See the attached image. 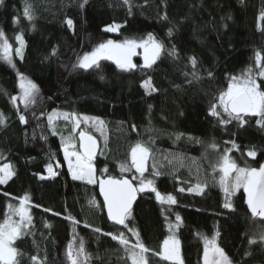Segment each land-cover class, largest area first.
Masks as SVG:
<instances>
[{
	"label": "trees",
	"instance_id": "obj_1",
	"mask_svg": "<svg viewBox=\"0 0 264 264\" xmlns=\"http://www.w3.org/2000/svg\"><path fill=\"white\" fill-rule=\"evenodd\" d=\"M82 2H0V32L12 47L14 65L0 59V113L5 117L0 125V166L7 163L15 171L0 184V223L11 214L9 205L18 207L21 198L29 197L31 224L14 244L22 254L19 264H33V256L40 264H70L68 245L78 248L81 241L89 257L86 264H132L124 247L104 234L123 232L131 246L135 236L129 229L151 250L148 264H170L153 253L161 251L172 230L180 241L183 264H203L200 235L211 239L217 233L218 246L233 264H264V220L252 217L243 188L230 197L232 209L225 208L218 183L222 173L213 171L226 152L238 167L264 165V128L255 116H244L246 123L240 127L236 120L221 125L209 115L210 105L227 91L231 77L255 64V51L264 53V21L259 19L264 0H87L81 8ZM26 5L32 20L24 14ZM111 25L120 27L104 31ZM149 34L164 45L151 69L140 67L142 48L131 57L137 68L127 72L106 59L88 70L74 67L101 43L141 41ZM17 35L24 44L22 57L15 53L20 47ZM173 48L176 55L170 56ZM190 58L196 59L195 68ZM18 74L39 88L35 103L27 108L11 101L21 95ZM149 78L157 91L141 87ZM257 83L264 91V79L257 77ZM53 111L104 122L101 126L89 121L80 129L96 141L91 161L95 180H132L135 174L132 182L138 185L141 177L135 169L121 172L120 166L131 165V148L139 143L149 149L143 179L153 180L157 191L172 195L177 203L162 205L154 192H138L128 227L110 225L97 182L87 184L69 174L60 139L48 123ZM20 115L26 123L20 122ZM77 141L78 135V146ZM250 149L256 151L255 158L247 155ZM49 165L56 175L49 174ZM154 166L160 175H152ZM198 181L206 183L204 191L189 192ZM250 239L257 243L250 245Z\"/></svg>",
	"mask_w": 264,
	"mask_h": 264
},
{
	"label": "snow or ice",
	"instance_id": "obj_2",
	"mask_svg": "<svg viewBox=\"0 0 264 264\" xmlns=\"http://www.w3.org/2000/svg\"><path fill=\"white\" fill-rule=\"evenodd\" d=\"M2 2V0H0ZM243 2V0H241ZM87 0H83L80 7L83 8ZM127 3V0H125ZM25 16L32 20L33 17L30 11V5H26ZM166 19V17H164ZM259 19L264 21V13H261ZM69 28L73 26V22L69 19L66 21ZM119 25H111L104 29L107 32H114L119 29ZM169 36L172 35V30L169 29ZM16 41L19 42L20 47L15 49L17 56L22 57V49L24 47L22 37L17 35ZM136 48H142L144 50V63L140 67L143 69H151L156 63V60L160 57L162 51H164V45L158 41L152 34H149L146 40L139 42L134 40H125L123 43H115L112 40L106 43H101L91 53H86L83 57H80L77 64L74 67L88 70L93 66L99 67V61L102 59L112 60L118 69L121 71H130L137 68V65L132 63L131 57L135 54ZM12 47L5 37L3 32H0V59H3L9 65L14 67L11 59ZM54 54V53H53ZM170 56H175V48L169 51ZM255 64L246 68L240 76L231 77V82L228 85L227 91L220 92L216 98L218 102L212 103L209 108V115L218 118L221 125H226L232 120H236L240 127H243L246 121L244 116L259 117L256 121L258 125L264 128V91H261V85L257 83V77L264 79V53L257 50L254 53ZM190 63L193 68L196 67L197 61L195 58H190ZM195 75V73H193ZM211 76V73H209ZM20 81L19 87L21 95L19 97H11L13 104L19 100L20 103L27 108L29 105L35 103L36 97L39 94L38 86L26 77L18 74ZM141 87L145 88L146 92L151 93L157 91L152 86L151 78L142 82ZM228 116L225 120L221 116V111ZM63 118L64 120L74 122L73 132L79 128L83 122L87 124L89 121L97 122L101 126L103 121H99L95 117L78 116L75 113H57L53 111L47 117L52 134L56 135L54 119ZM21 123H26V119L23 115L19 116ZM5 117L0 113V125H4ZM80 137V151L70 150L75 149V145L71 143V138L62 137V142L66 141L64 147V157L68 162L69 172L72 175L73 180H85L89 184L96 183L94 177V170L91 165L92 158L95 154L96 141L92 136L88 135L84 131L79 132ZM179 138V137H178ZM226 143H228L226 141ZM233 147H237L233 141ZM215 149L216 145H210ZM131 165L122 164L120 166L121 172L130 171L135 169V173L139 174L141 179L138 185L132 181L137 179L134 174L132 180L129 179H115L109 177L107 180L99 181L100 193L104 199V208L107 210L108 219L117 225H123L128 227L126 221L132 215V205L136 200L138 192L151 191L155 193L156 200L160 204L174 205L177 203L176 199L172 195L164 196L157 191L153 180H145L144 172L146 171L145 162L149 157V149L139 143L131 148ZM247 155L251 158H255L257 153L254 149H250ZM75 158L73 161L72 158ZM219 170L222 173L219 177L218 183L225 194L224 207L232 209V203L230 197L235 194L236 191L243 188L246 194V203L253 218H259L264 220V165H261L258 169L255 167H238L235 161L231 160L227 155V152L221 156L220 161L213 165V171ZM47 171L50 175H56L52 171L49 165ZM232 173H235L233 176ZM0 184H5L14 175L15 171L12 165L3 164L0 166ZM161 173L153 168L152 175L158 176ZM44 177H41L43 179ZM206 183L202 184L197 182L196 185L188 189L189 192L195 191L197 194H201L204 191ZM180 192H184V188L179 189ZM29 197L25 195L20 199L19 206L13 207L9 205L11 214H6L5 219L0 223V264H19L18 257L22 255L18 248L14 246L15 241L21 236L25 235L24 229L28 228L31 224V217L27 211V202ZM90 204L95 206V201H90ZM12 216H18L19 220H13ZM177 222L181 220L179 215L176 216ZM87 226V225H86ZM171 228V226H170ZM135 236V244L129 246V240L123 232L119 235L104 233L105 235H111V238L117 241L124 247L128 253V259L132 261V264H148L147 255L151 250L146 247L139 237V233L134 229H129ZM94 231L100 232L99 228H95ZM217 233L211 239L206 236L200 235V238L204 243L203 264H233L229 257L225 254L222 248L217 244ZM260 242L264 243V235H261ZM255 239H250L249 244H255ZM250 254V253H249ZM153 255H157L161 260L169 261L170 264H183V260L180 255V241L175 238V234L171 235L163 241L161 251ZM66 256L70 264H86L89 259L85 252L83 241L80 242L78 248H74L70 243L67 248ZM211 256V258H210ZM33 264H40L36 256L31 257Z\"/></svg>",
	"mask_w": 264,
	"mask_h": 264
},
{
	"label": "rangeland",
	"instance_id": "obj_3",
	"mask_svg": "<svg viewBox=\"0 0 264 264\" xmlns=\"http://www.w3.org/2000/svg\"><path fill=\"white\" fill-rule=\"evenodd\" d=\"M137 42H139V41H137ZM137 49L138 48H136L135 50H137ZM141 55L143 56V59H144V50L141 51ZM55 112H57V111H55ZM59 121H61V122H59ZM54 124H55L56 136L59 137L61 145H62L63 154H64V147L66 146V141L62 142V137H64V138H69L70 137L71 138V143L75 145V149H70V150L79 151L78 146H77L75 141H76L77 135L79 134L78 131H80L83 122L80 124L79 128H77L75 132H73L74 122H72V121L64 120L63 118H57V119H54ZM72 159H73V161H75L74 157ZM66 164L68 166V162L67 161H66ZM69 174H71V173H69ZM233 174H235V173H232V175ZM0 175H2V174H0ZM94 177H95V175H94ZM82 181H85V180H82ZM245 197H246V194H245ZM246 199H247V197H246ZM173 233L174 232L172 230L170 232V234L165 239H167L168 237L173 235ZM175 238L177 239L176 236H175ZM210 258H211V256H210Z\"/></svg>",
	"mask_w": 264,
	"mask_h": 264
},
{
	"label": "water",
	"instance_id": "obj_4",
	"mask_svg": "<svg viewBox=\"0 0 264 264\" xmlns=\"http://www.w3.org/2000/svg\"><path fill=\"white\" fill-rule=\"evenodd\" d=\"M88 134V133H87ZM88 135H90V134H88ZM90 136H92V135H90ZM92 138H93V136H92ZM94 139V138H93ZM78 148H79V151L81 150L80 149V137H79V134H78ZM96 148H97V145L95 146V152H96ZM95 155V154H94ZM94 157V156H93ZM109 177H98L97 179H96V182H97V186H98V194H99V197H100V200H101V204L102 205H104V199H103V196L101 195V193H100V188H99V181L100 180H107ZM113 178V177H112ZM124 179H128L127 177H123ZM115 179H117V178H115ZM118 179H121V178H118ZM130 180V179H129ZM139 200V195H138V193H137V195H136V200L133 202V205H132V209L134 208V206H135V204L137 203V201ZM103 210H104V212H105V216H106V218H107V221L110 223V225L112 224V225H115L116 227H122L123 225H117V224H115L114 222H112V221H110L109 219H108V215H107V210H106V208H104V206H103Z\"/></svg>",
	"mask_w": 264,
	"mask_h": 264
}]
</instances>
